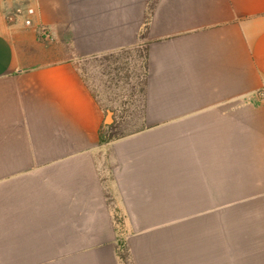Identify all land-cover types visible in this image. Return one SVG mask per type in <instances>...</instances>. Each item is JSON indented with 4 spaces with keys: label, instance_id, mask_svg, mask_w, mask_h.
Instances as JSON below:
<instances>
[{
    "label": "crops",
    "instance_id": "1",
    "mask_svg": "<svg viewBox=\"0 0 264 264\" xmlns=\"http://www.w3.org/2000/svg\"><path fill=\"white\" fill-rule=\"evenodd\" d=\"M131 49L144 124L103 142L79 63ZM121 241L264 264V0H0V264H123Z\"/></svg>",
    "mask_w": 264,
    "mask_h": 264
},
{
    "label": "rangeland",
    "instance_id": "2",
    "mask_svg": "<svg viewBox=\"0 0 264 264\" xmlns=\"http://www.w3.org/2000/svg\"><path fill=\"white\" fill-rule=\"evenodd\" d=\"M142 57L136 50H122L109 54L92 56L80 61L81 73L91 86L102 93L107 104L103 133L125 134L142 125L143 84L141 79ZM110 120H107V117ZM115 220L120 235L130 228L123 225L125 214L115 212ZM122 253L126 244L121 241ZM129 264L128 258L122 260Z\"/></svg>",
    "mask_w": 264,
    "mask_h": 264
},
{
    "label": "trees",
    "instance_id": "3",
    "mask_svg": "<svg viewBox=\"0 0 264 264\" xmlns=\"http://www.w3.org/2000/svg\"><path fill=\"white\" fill-rule=\"evenodd\" d=\"M143 96H144V89H143ZM143 105H144V97H143ZM144 123L142 122V125H143ZM141 125V126H142ZM140 126V127H141ZM134 131V130H133ZM133 131H131V132H129V133H132ZM129 133H125V134H120V135H115L114 133H112V131L111 132H108V133H106V134H104L103 133V130L101 131V140L103 141V142H105V141H109V140H112V139H115V138H118V137H121V136H124V135H127V134H129ZM117 223V222H116ZM116 228H117V231H118V225L116 226ZM121 244V243H120ZM125 244V243H124ZM121 249H122V246L120 245V247H119V249H118V255H119V258L121 259V260H125V259H127L128 257H129V254H128V248L126 247V252L127 253H122L121 252Z\"/></svg>",
    "mask_w": 264,
    "mask_h": 264
},
{
    "label": "built area",
    "instance_id": "4",
    "mask_svg": "<svg viewBox=\"0 0 264 264\" xmlns=\"http://www.w3.org/2000/svg\"><path fill=\"white\" fill-rule=\"evenodd\" d=\"M33 11H34L33 8H29V9H28V12H29V13H32ZM26 23H27V24H31V19H30V18L26 19ZM40 33H41V35L44 36V37H50V33H49V31H48L46 28H41V29H40Z\"/></svg>",
    "mask_w": 264,
    "mask_h": 264
}]
</instances>
